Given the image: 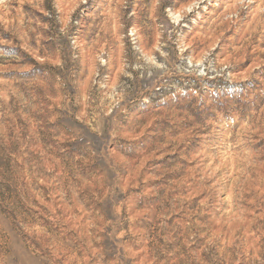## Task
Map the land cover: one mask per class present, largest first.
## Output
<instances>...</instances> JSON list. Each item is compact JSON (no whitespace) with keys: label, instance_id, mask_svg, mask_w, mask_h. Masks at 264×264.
Segmentation results:
<instances>
[{"label":"rangeland","instance_id":"1","mask_svg":"<svg viewBox=\"0 0 264 264\" xmlns=\"http://www.w3.org/2000/svg\"><path fill=\"white\" fill-rule=\"evenodd\" d=\"M0 264H264V0H0Z\"/></svg>","mask_w":264,"mask_h":264}]
</instances>
